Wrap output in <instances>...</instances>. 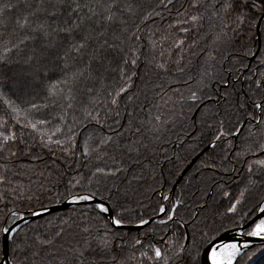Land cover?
I'll list each match as a JSON object with an SVG mask.
<instances>
[{
	"label": "snow or ice",
	"instance_id": "obj_1",
	"mask_svg": "<svg viewBox=\"0 0 264 264\" xmlns=\"http://www.w3.org/2000/svg\"><path fill=\"white\" fill-rule=\"evenodd\" d=\"M176 4L177 0H158L147 10L136 0H6L0 5V46L8 54L0 56V89L11 85L12 95L19 99L17 93L26 94L44 79L42 71H47L50 63L64 61L62 78L55 83L67 90L63 101L81 97L79 110L85 121L74 118L63 139L48 135L45 140L41 126L50 120L37 114L35 103L3 100L0 239L6 250L0 255V264H125L113 254L119 247L113 241L118 230L132 222L128 215L133 212L129 189L143 178L148 155L160 152L162 144L168 143L165 134L171 135L174 129H179L175 139L185 153L176 154L179 163L197 149H201L200 155L207 154L185 180L187 185L201 184L203 196H208L215 185L218 193L229 197L222 180L215 179L219 172L229 170L223 163L228 153L216 149L225 138L240 135L246 123L250 125L248 136L259 138L250 144L245 141L244 151L255 154V149L264 155V95L258 102L238 101L233 86L214 70L217 56L223 62L237 43L240 51L232 53L233 60L252 55L249 43H256L254 37L258 35L264 36V0H178L174 7ZM158 8L174 12L175 17H169L163 32L150 29L151 35L146 36L147 22L161 15ZM5 13H15V17ZM194 27L197 39L186 47ZM70 53L76 55L70 57ZM187 55L203 58L202 71L195 77L189 74L186 79H177L184 75L182 64ZM259 63L264 66V56ZM217 81L223 88L212 94L209 86ZM256 83L259 86L262 81ZM173 84L182 88H173ZM47 91L52 94L53 88ZM249 102L253 111L248 110ZM124 117L127 123H122ZM59 119L62 124L64 115ZM188 120L191 123L185 127ZM13 123L21 126V136L24 129L39 135L41 146L53 156L62 155L65 164L73 157L97 163L85 165L87 172L69 179L62 192H52L48 184L53 181H36L46 172L49 176L54 172L63 175L58 171L59 160L49 163L31 155L26 141L8 126ZM78 128L85 134L82 146L76 139ZM55 132H60L59 125ZM236 155L239 158L242 153ZM21 156H31L29 164L18 166ZM205 172L211 175L205 176ZM247 173V184L220 216L237 229V235L264 240V159L250 162ZM160 195L163 201H169L168 206L158 203L152 208L153 215L164 217L158 220L161 225L174 220L184 227L187 223L195 225L199 212L207 206V201L204 206L196 201L197 210L189 209L185 222L183 216L177 219L185 201L180 197L171 200L162 192ZM246 202L248 206L238 207ZM52 203L75 207L67 217L57 215L46 220L50 230L41 233L42 225L35 221L46 214L51 216ZM140 207L147 210L148 206ZM249 221L245 231L244 224ZM149 222L143 216L135 219L137 227ZM197 231L194 227L191 246L187 237L180 244L169 241L165 249L150 244L153 255L148 258L163 260V264H198L201 243ZM207 235L200 232L202 238ZM207 246L209 264H234L249 242L217 244L209 240ZM140 255L147 253L142 251Z\"/></svg>",
	"mask_w": 264,
	"mask_h": 264
},
{
	"label": "trees",
	"instance_id": "obj_2",
	"mask_svg": "<svg viewBox=\"0 0 264 264\" xmlns=\"http://www.w3.org/2000/svg\"><path fill=\"white\" fill-rule=\"evenodd\" d=\"M4 2H6V0H0V5H2ZM9 2L15 3V0H9ZM136 2L143 5V7L147 10L149 5H155L158 0H136ZM175 6H178V0L174 7ZM157 11H159L161 15L155 16L152 20L147 22V27L144 28V33L146 36L151 35L149 32L150 29H158L159 31L163 32V30L167 27V24L170 22L169 17H175L174 12H169L164 8H158ZM5 15H11L13 18L15 17V13H5ZM11 26L12 23L10 21L9 27ZM194 39H197V30L195 27L190 30L186 47L188 44H191L192 40ZM259 39V51L250 63L248 60L253 56L257 48V42L249 43L252 55H245L240 61H235L232 59V53H238L240 51L239 43L235 44L233 48L228 50L227 58L223 62H219L220 57L217 56L218 62L215 64L214 70L223 76L224 79L228 80L233 86V89L235 90V99L238 101L248 100L258 102L261 96L264 95V76L261 75L264 73V66L259 63V59L264 56V36H259ZM254 40L256 41V37H254ZM65 48H67L66 45ZM199 50V48L193 49L194 52H199ZM7 55L8 54L3 52V47L0 46V56ZM69 55L71 57L75 56L76 54L70 53ZM157 55H159V53H157ZM202 64V57L198 58L195 55H187L182 64V67H184V75L182 78L177 77V79H186L189 74L194 77L198 76V74L202 71ZM63 65L64 61H54L50 63L47 71H42V76L44 79L39 81L35 88L28 90L26 94L17 93L19 99L12 95V91H14V89L10 91L11 85L0 89V93L6 94L0 95V117H3L4 114V99L13 100L16 103H20V101H30L31 103H35L39 108V112L37 114L42 118H47L50 120L49 124L41 126L45 133V140L47 139L48 135H52L53 139H63L64 136L62 134L66 133L68 128L72 127L74 118L75 120L84 123L85 121L83 119V112L79 110L81 97L78 95L75 101H63L61 97L62 95L67 94V90L55 83L58 79L62 78L60 69L63 67ZM141 70H143V65H141ZM138 80L139 78H137V81ZM257 80L262 81L259 86L256 83ZM50 87L53 88L52 94L47 91V89ZM177 87L182 88V85L173 84V88ZM222 88L223 85L217 81L209 86L208 91L212 94H215L217 90H221ZM133 91H135V89H133ZM216 99L218 100L219 96H216ZM69 103L73 105L72 108L64 107ZM45 105H47V107H45ZM21 106L26 107L27 105L23 104ZM62 107L63 111L61 110ZM121 107H123V104H121ZM248 110H254L252 108L251 102L248 103ZM256 114L261 115L259 111H256ZM61 115H64V122L62 124L59 119ZM4 119L6 120L8 118L4 117ZM0 123H3V121H0ZM122 123H127L126 117L122 119ZM190 123L191 120H188L185 127H187V125ZM57 125L60 126L59 133L55 132ZM8 126L16 132L18 138H22L26 141L31 155H39L45 162L49 163L52 160H59L61 167L58 171L62 172L63 175H59L54 172L49 176V174L46 172L45 177H41L36 181V183H42L45 182V178L53 181L54 183L48 184V187L52 189V192H56L57 190L62 192L69 179L78 176V174H84L87 172V167H85V165L97 163L96 161L89 162L87 160H82L79 157H73L70 158L72 160L71 163L65 164L62 155L57 153L56 156H53L52 152L48 148L41 146L40 136L32 134L31 129H24L23 136H21L20 125L13 123ZM249 127L250 125L246 123L244 125V130L240 133V135L236 136V138L231 136L225 138V140L222 141L219 144V147L216 149L217 152L228 153L223 163L229 170L219 172L215 179L217 181L222 180L223 190L229 192V197H224L223 192L218 193L215 185H213L208 196H203L201 184H197L196 182H193L192 185L185 184V180L189 177V175L200 165L201 161L206 158V153L197 159V161L184 174L177 187L171 191L183 168L195 155L200 153L201 149H197L196 153L188 155L184 163L181 164L176 160V154L185 155L182 149L178 146V142L175 139L176 132L179 131V129H174L171 135H168L167 133L165 134L168 143L162 144L160 152L148 155L147 159L144 161L148 167L143 174V178L138 182H134L129 189L131 201L130 207L133 209V212L128 213V215L131 216L132 222L126 224V226L135 225V219L139 216H143L145 219L155 217L156 215H153L152 208L158 203H162V197L160 195L161 192L164 195L168 194L171 200H175L177 197H180L185 201L184 206L180 208V212L177 216V219H179L180 216H183L185 222L189 220V209L191 211L197 210L194 207V203L196 201H199L201 206H204V201H207V206H204V210L199 212V217L196 219L195 225L192 223H187V227H184L178 225L175 220L169 222L168 224L161 225L158 223L159 219H164V217L161 216L159 219L144 226L138 231L119 229L118 235L113 241L114 245H119V247H116L113 253L117 260H124L125 264H163V260L155 261L148 258L149 256L153 255L150 248L148 247L150 244H155L156 246L161 247V249H165L169 246V241H171L172 244L183 243L187 233L188 245L191 246L193 243L192 236L194 227L198 228V231L195 233L197 241L202 244L205 237L202 238L200 236V232H206L209 234L212 233L218 226L225 223L229 224L227 220H222L220 213L225 212L226 208L231 205V202L236 199L240 190L247 184V165L255 159H264V155L258 151H255V149H253L255 154L244 151V148L246 147L245 141L250 144L259 138L258 136H248ZM0 130L3 129L0 128ZM92 130V126L89 125L88 131L91 132ZM189 131L191 130L189 129ZM256 131L259 133L260 129H257ZM77 132L78 135L76 139L82 146L85 139V134H82V130L79 128L77 129ZM33 135H35V141L32 139ZM203 147L204 145H201V148ZM53 150H55L54 146ZM80 150V148L77 149V151ZM238 152L242 153L239 158H237L236 155ZM165 156L167 158H165ZM30 160L31 156H29L28 159H25L23 156H21L17 162L18 166L29 164ZM218 163H220V161H218ZM41 167H43V165H41ZM254 171L258 173L259 170L254 166ZM204 175L208 176L211 175V173L205 172ZM194 188L196 189L195 192ZM47 195L48 194L46 193L45 196ZM202 196L203 199H201ZM141 204L147 205V210L140 207ZM53 205L55 204L52 203L51 206ZM168 205L169 201L166 202V206ZM246 206H248L247 202L245 204H241L238 207L244 208ZM74 207L53 212L51 213V216L45 215L40 220H36L35 223L42 225L39 231L41 233H47L51 226L44 223L46 220L52 219L57 215L67 217ZM233 228L234 227L230 224V226H226L225 228L215 232L209 240L212 241L222 232ZM247 230L248 228L245 231ZM29 236H31V233H29ZM136 240H140L141 244H136ZM207 244L208 241L201 246L200 254L202 249ZM258 248L262 249L258 255H249V252ZM142 251L146 252L147 255L141 256L140 252ZM200 254L198 257V264H200ZM254 256L255 258L253 259ZM234 264H264V245H258L255 246V248L251 247L250 249L243 251L241 255L238 256L237 261Z\"/></svg>",
	"mask_w": 264,
	"mask_h": 264
},
{
	"label": "water",
	"instance_id": "obj_3",
	"mask_svg": "<svg viewBox=\"0 0 264 264\" xmlns=\"http://www.w3.org/2000/svg\"><path fill=\"white\" fill-rule=\"evenodd\" d=\"M259 46H260V41H259V35L257 36V48L253 54L252 57L249 58V63L255 58L256 54L258 53L259 50ZM236 138V137H235ZM200 157V154L198 153L197 155H195L187 164L186 166L183 168V170L181 171V173L179 174V176L177 177L172 190L173 191L177 185L179 184L180 180L182 179V177L184 176V174L187 172V170L194 164V162ZM51 207V213L56 212V211H60V210H65L71 207H74L73 205H53L50 206ZM47 215V214H46ZM162 216V215H161ZM161 216H155L152 218H149L148 220L150 221V223L154 222L155 220L159 219ZM255 216H253L251 219H254ZM26 219H29L28 217H26ZM249 222H246L244 224V230H246L249 227ZM148 225V224H147ZM146 226V225H145ZM144 226H140L137 227L136 225H132V226H123L120 229H124V230H128V231H138L141 228H143ZM186 237H187V241L188 242V234L186 233ZM214 243H229V242H244V241H248L250 245H264V240L260 239V238H256V237H247V236H240L237 235V229L233 228L227 231L222 232L221 234H219L217 237H215L212 240ZM208 245V244H207ZM205 246L200 254V264H207L208 263V259H207V251H208V246ZM6 248H5V242L1 239V255H3V253L5 252ZM246 249H242L241 252H243Z\"/></svg>",
	"mask_w": 264,
	"mask_h": 264
},
{
	"label": "rangeland",
	"instance_id": "obj_4",
	"mask_svg": "<svg viewBox=\"0 0 264 264\" xmlns=\"http://www.w3.org/2000/svg\"><path fill=\"white\" fill-rule=\"evenodd\" d=\"M256 41H257V36H256ZM259 41H260V39H259ZM259 51V50H258ZM182 78V77H181ZM201 156V155H200ZM197 161V160H196ZM195 161V162H196ZM194 162V163H195ZM181 181V180H180ZM165 195H168V194H165ZM166 202L167 201H163L162 200V203H165V205H166ZM223 225V226H222ZM222 225H220V226H218L216 229H219V230H221V229H223V228H225L226 226L228 227V226H230V224H227V223H225V224H222ZM215 232H217V231H213L212 233H209L208 234V236L207 237H205V239L203 240V242H202V244H201V246L202 245H204L205 243H207V241H209V239L213 236V234L215 233ZM184 242H185V239H184ZM183 242V243H184ZM188 243V242H187ZM255 246H258V245H250L249 244V247L246 249V250H248V249H250L251 247H254L255 248ZM253 250V249H252ZM262 249H254L253 251H251V252H249V255L251 256V255H258L259 254V252L261 251ZM245 251V250H244ZM242 253V252H241ZM241 253H240V255H241ZM239 255V256H240ZM255 258V256L253 257V259ZM235 263V262H234Z\"/></svg>",
	"mask_w": 264,
	"mask_h": 264
},
{
	"label": "bare ground",
	"instance_id": "obj_5",
	"mask_svg": "<svg viewBox=\"0 0 264 264\" xmlns=\"http://www.w3.org/2000/svg\"><path fill=\"white\" fill-rule=\"evenodd\" d=\"M256 238L258 239V237H256ZM239 243H243V242H241V241H240ZM207 264H209V261H208V263H207Z\"/></svg>",
	"mask_w": 264,
	"mask_h": 264
}]
</instances>
